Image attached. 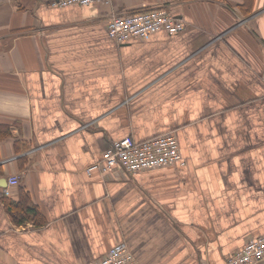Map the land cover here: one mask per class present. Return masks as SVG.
Returning a JSON list of instances; mask_svg holds the SVG:
<instances>
[{
	"label": "crops",
	"instance_id": "obj_1",
	"mask_svg": "<svg viewBox=\"0 0 264 264\" xmlns=\"http://www.w3.org/2000/svg\"><path fill=\"white\" fill-rule=\"evenodd\" d=\"M52 1L0 0V264L120 244L138 264H227L264 234V0ZM142 7L185 28L116 45L108 18ZM167 133L184 165L86 173L113 141Z\"/></svg>",
	"mask_w": 264,
	"mask_h": 264
},
{
	"label": "built area",
	"instance_id": "obj_2",
	"mask_svg": "<svg viewBox=\"0 0 264 264\" xmlns=\"http://www.w3.org/2000/svg\"><path fill=\"white\" fill-rule=\"evenodd\" d=\"M117 0H53L51 6L65 8L72 5L88 6L92 4H110ZM185 28V22L170 14L164 8L142 7L127 14H114L108 18L106 32L116 45L130 41L143 40L148 35L165 31L175 33ZM185 160L179 149L176 137L172 133L156 136L142 141L130 137L111 142L101 159L89 165L86 173L92 172L105 178L117 172L130 177L140 172L184 165ZM18 178L9 177L4 190L8 194L10 187L18 184ZM264 262V234L247 238L242 247L231 253L227 264H258ZM89 264H138L125 244L110 248L105 255Z\"/></svg>",
	"mask_w": 264,
	"mask_h": 264
}]
</instances>
